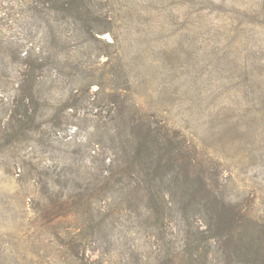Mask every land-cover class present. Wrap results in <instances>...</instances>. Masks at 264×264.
<instances>
[{
	"label": "rangeland",
	"instance_id": "374dc122",
	"mask_svg": "<svg viewBox=\"0 0 264 264\" xmlns=\"http://www.w3.org/2000/svg\"><path fill=\"white\" fill-rule=\"evenodd\" d=\"M107 12L109 31L100 36L114 38L113 45L62 51L63 81L51 93L53 105L64 102L54 107L69 106L58 112L60 126L44 121L40 131L0 147V264H75L53 234L54 224H40L34 180L43 166L68 155L69 130H77L79 156L106 142L97 114L108 120L113 106L103 103L112 92L125 112L138 108L177 130L196 146L201 164L218 172L227 198L264 215V0H113ZM41 29L22 11V0H0V121L10 94L3 87L15 72L7 71L2 52L24 43L27 48ZM90 80L96 83L86 90ZM167 215L171 226L178 212L171 208ZM129 218L119 216L111 230L118 245L110 258L100 238L89 242L105 264H134L129 245L143 250L147 264H158L168 247L181 251L176 227L167 237L177 241L165 246L154 229L135 232ZM57 222L58 230L70 224L68 218Z\"/></svg>",
	"mask_w": 264,
	"mask_h": 264
},
{
	"label": "trees",
	"instance_id": "16d2710c",
	"mask_svg": "<svg viewBox=\"0 0 264 264\" xmlns=\"http://www.w3.org/2000/svg\"><path fill=\"white\" fill-rule=\"evenodd\" d=\"M112 1L22 0V11L42 29L27 48L24 43L2 52L7 71L13 67L15 72L3 87L10 94L2 103L0 147L40 131L44 121L60 126L58 112L69 106L54 107L64 102L53 105L56 100L51 93L63 81L59 75L65 62L62 51L70 46L113 45L114 38L109 42L100 36L109 31L105 24ZM94 83L90 80L86 90ZM98 85L102 91L104 86ZM108 95H114L103 103L113 106L108 120L100 111L97 114L106 142L88 146L79 156L77 130L70 132L66 124L67 158L43 166L46 170L38 171L34 180L40 224H54L50 226L53 234L61 240L64 252L76 258L75 264L109 263L95 256L98 249L89 242L100 238L102 252L110 258L118 245L111 230L119 216L126 214L135 232L137 227L154 229L165 246L177 241L167 237L172 227L183 237L181 251L171 252L168 247L158 255V264H264V215L255 216L227 198L217 185L221 182L218 172L201 164L196 146L177 130L150 119L138 108L125 112L119 94ZM164 192L179 195V200L168 199ZM171 208L178 212L172 227L165 222ZM64 218L70 224L58 230L60 222L54 221ZM126 252L134 264L148 263L142 249L129 245Z\"/></svg>",
	"mask_w": 264,
	"mask_h": 264
}]
</instances>
